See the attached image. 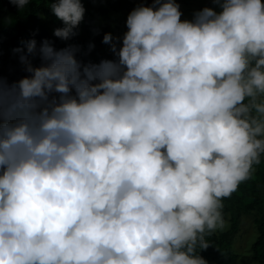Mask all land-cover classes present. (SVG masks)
Returning <instances> with one entry per match:
<instances>
[{
	"label": "clouds",
	"instance_id": "clouds-1",
	"mask_svg": "<svg viewBox=\"0 0 264 264\" xmlns=\"http://www.w3.org/2000/svg\"><path fill=\"white\" fill-rule=\"evenodd\" d=\"M209 2L182 19L141 0L103 37L118 59L45 40L41 66L20 57L30 76L0 78V264H207L264 155V2ZM50 3L71 38L84 0Z\"/></svg>",
	"mask_w": 264,
	"mask_h": 264
},
{
	"label": "trees",
	"instance_id": "trees-1",
	"mask_svg": "<svg viewBox=\"0 0 264 264\" xmlns=\"http://www.w3.org/2000/svg\"><path fill=\"white\" fill-rule=\"evenodd\" d=\"M83 6L85 8L84 18L74 29L76 34L66 40V45L75 47L77 44L80 43L81 45L85 42V40L81 42L82 32L79 31L80 26L84 28L85 21L94 28L93 33L102 30L104 35L114 32L113 38L123 37L119 28V23L123 22L125 17L123 16V9H112L107 4H104L105 8H103L95 0H84ZM50 7V0H33L24 9H19L9 3L8 0H0V66L7 70L10 77L18 79L30 76V73L26 71V65L21 62L20 57L22 55L28 56L33 67H39L44 63L38 54L43 41L48 40L56 50L67 47L61 46L62 39L47 37L51 25L56 28L64 26L63 22L52 13ZM94 8H97L96 12H94ZM104 11L109 14L104 15ZM33 40L37 47L35 56L27 52V46ZM102 41L103 38L97 43L98 46L111 50V45L105 46ZM89 47L86 45L83 48L84 54ZM93 47L96 48V46ZM17 49L20 51H16ZM96 52L98 54L95 57L89 55L93 60L100 59L98 55L101 53L98 50ZM76 58L82 64L89 63V58L85 63L84 57L79 56V54H76ZM96 63L99 62L96 61ZM0 78H4L1 70ZM223 205L222 214L224 220L228 222V227L225 231L216 230L211 234H206L205 240L210 246L206 250H199L198 248L199 255L207 261V264H235L240 259V255L234 250V241L241 230L242 220H246L248 217L250 218L249 222L254 227L255 235L250 245L249 258L255 264H264V155L261 157L260 164L254 165L251 178L241 183L230 198L224 199Z\"/></svg>",
	"mask_w": 264,
	"mask_h": 264
},
{
	"label": "rangeland",
	"instance_id": "rangeland-1",
	"mask_svg": "<svg viewBox=\"0 0 264 264\" xmlns=\"http://www.w3.org/2000/svg\"><path fill=\"white\" fill-rule=\"evenodd\" d=\"M92 1H94V0H92ZM95 1H97L98 5H102L103 8H105L104 4H107L112 9H116V10L123 9L124 10L123 11V16H125L124 20H123V22L121 21L119 23V25H120L119 28L122 32V35L124 34V32L127 31L126 19H127L128 14L135 7L139 6V3L141 2V0H103V1L95 0ZM144 2L146 3L147 6L151 5V0H144ZM178 2L180 3V10L183 13V15L181 17L182 19H192L194 12H196V11H198L204 7H212L214 9H216L217 11H219V7L217 5L210 3L209 0H178ZM262 2H264V0H262ZM96 9L94 8V12L97 11ZM107 14H109V13L107 11H104V15H107ZM97 19H99V18H97ZM117 22H119L118 18H117ZM85 23L86 24L84 25V28L81 26L79 27L80 28L79 31L82 32V34L80 36L81 42L83 40H85V42L81 43V45L79 43L75 46V48H77L76 54H79V56L81 55L82 57H84L83 59H84L85 63H86L88 58H89V63H95V64H98V63H96V61L100 62L101 60H105V59L116 60L117 57L112 52V50H109V49L104 48L102 46L99 47L98 46L99 44H97L104 37V32L102 30H98L96 33H93L94 28L91 27L87 21H85ZM82 28H83V31L81 30ZM55 29H57L55 26H53V25L50 26V29H49L48 35H47L48 38H50V39L59 38V37H56L54 35ZM116 31H117V29H116ZM111 34L114 36V32H111ZM79 35H80V33H79ZM120 43L122 44V42H120ZM103 44L105 46H107V44H105V43H103ZM86 45L87 46L88 45L89 46L90 45L96 46V48L91 47V49H90V47H89L87 49L86 54H84L83 48ZM61 46L69 47L70 45H66V40H63V41H61ZM64 48H66V47H64ZM96 50H98L99 53H101L98 55L100 57V59L93 60L92 57H95L96 54H98L96 52ZM89 55H92V57H90ZM0 70L3 72V75H4L3 81L8 85H11V84H13V83H15L21 79V78L14 79V78L10 77L8 75L7 70L2 66H0ZM30 75H31V73H30ZM249 221H250V218H248V217L246 218V220H242L241 230L239 231V233L236 236L235 241H234V245H233L234 250L240 255V259L235 264H255L249 258L250 253H251L250 245H251L253 239L255 238L254 227L252 226V224ZM225 223H226L225 228L223 230L218 229V231H225L227 229L228 222L225 221Z\"/></svg>",
	"mask_w": 264,
	"mask_h": 264
}]
</instances>
